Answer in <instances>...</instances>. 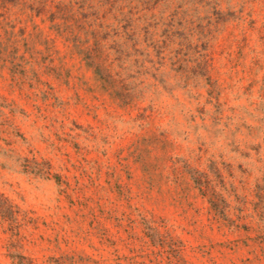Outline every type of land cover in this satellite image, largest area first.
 I'll return each instance as SVG.
<instances>
[{"label": "rangeland", "instance_id": "1", "mask_svg": "<svg viewBox=\"0 0 264 264\" xmlns=\"http://www.w3.org/2000/svg\"><path fill=\"white\" fill-rule=\"evenodd\" d=\"M264 264V0H0V264Z\"/></svg>", "mask_w": 264, "mask_h": 264}, {"label": "trees", "instance_id": "2", "mask_svg": "<svg viewBox=\"0 0 264 264\" xmlns=\"http://www.w3.org/2000/svg\"><path fill=\"white\" fill-rule=\"evenodd\" d=\"M15 256L19 258L18 264H36L31 259L23 255L16 254ZM52 263L53 264H78L77 260H75L73 256H67V255H63L61 257L53 259Z\"/></svg>", "mask_w": 264, "mask_h": 264}]
</instances>
